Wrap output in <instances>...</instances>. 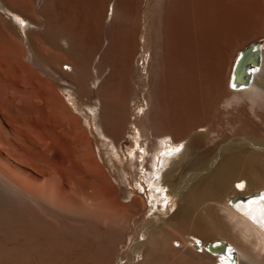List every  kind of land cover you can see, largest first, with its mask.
<instances>
[{"label":"bare ground","instance_id":"obj_1","mask_svg":"<svg viewBox=\"0 0 264 264\" xmlns=\"http://www.w3.org/2000/svg\"><path fill=\"white\" fill-rule=\"evenodd\" d=\"M256 34L264 0H0V264H112L127 239L117 264H264ZM81 123L109 157L134 125L117 173L147 199L83 159Z\"/></svg>","mask_w":264,"mask_h":264},{"label":"rangeland","instance_id":"obj_2","mask_svg":"<svg viewBox=\"0 0 264 264\" xmlns=\"http://www.w3.org/2000/svg\"><path fill=\"white\" fill-rule=\"evenodd\" d=\"M20 25H22V27H24L25 23L24 24L20 23ZM255 36H253L252 39L250 38L251 40L248 39L247 42H245V47L243 48L244 49L243 51H246V49H248L247 51H249V49H251L253 46L258 45L260 47V49L263 48L262 50L264 52V37H260L259 34H256ZM241 53H242V51L237 53L238 57H239V55H241ZM238 57L236 58L235 62L237 61ZM138 64H140L141 68L143 67V62L140 63V61H139ZM59 94L61 96H63L65 99L68 98L66 92L59 91ZM91 99H92V102H94L95 98L93 97ZM141 100H143L142 97H141ZM141 100L137 101V103L141 104ZM136 107H137V105L132 104L133 109H135ZM83 109H86V108L83 107ZM74 112L76 113V111H74ZM76 114L80 116V114L78 112ZM132 119H133V116H132ZM81 125L84 127V131H82V134L84 137H81L82 136L81 134H77L76 138H78V141H76L77 140L76 138H74V140L76 142L75 143L76 146L78 147L77 149L79 151L81 150L80 151L81 155H82V153H84L82 155L83 159L85 158V160H87V161L89 159H93L95 161V159H96L95 163L96 162H97L96 164L99 163V165H98L99 168L101 167L100 169H102V171H104L109 176V178L111 179V181H113L114 184H116V185L119 184V186L121 188L125 187L126 189H129V190H131V188H134L135 192H137V194L142 197L141 199H147L146 193H148L149 186L147 185V183L144 180H141L142 178H140L141 183H142L140 185V187H141L140 188L139 185H137L135 183L134 176L132 174H128V180H130V184H128L126 181L123 183L119 174L117 173V168L119 169L120 167L127 166V160L129 159L128 157L130 156L129 152L131 150H134V147H132V144L134 143V139H132V138L135 137L134 134L136 133L134 130V125L129 124L128 129L126 130L123 138L119 140V143L117 146V151L120 154L119 157H112V156L109 157V155L107 153L106 146H105V140L97 134V131L95 129L94 124L88 125L86 123H83V124L81 123ZM81 139L84 140V142ZM165 146H166L165 148L170 149V147L175 146V144L173 142H171V140H167L165 143ZM90 153H91V155H90ZM86 156H87V158H86ZM132 195H135V194L132 193ZM141 199H140V201H141ZM145 204L148 206V202H146ZM147 206L146 207L141 206V210L138 211V213L136 215H134L133 220L136 221V224H138L140 222V218L144 219V217H145L144 220H149L148 213H146L149 210V207L147 208ZM171 230L172 231H170V229H169L168 232L170 233L169 234L170 236L173 234L172 235L173 237L172 236L171 237H172V240H174V241L170 244H172V245L176 244V245H174V247L176 246L175 248H178L177 250L180 253L182 251H183L182 253H185V252L191 250V246H192L190 244L191 242L192 243L200 242V238L198 237V235H195L194 233H189V232L183 233L182 231H179V230L175 232L176 229H174V230L171 229ZM173 231H174V233H173ZM187 233H188V235H187ZM205 241L206 242L203 241L204 247L207 244H209V246H211V245H214L215 243H218L220 241L226 242V240L221 238L220 235H216V237L214 235H212L211 237L206 238ZM180 242H181V244H180ZM129 243H130L129 240L127 239L125 241V243L120 244L121 246L119 247V249L116 253L117 254L116 259L117 258L118 259H117V261H115L116 260L115 259L114 260L115 263L113 261L112 264H117V262H119V259H120V257H122V255H127V253H126V252H128L127 245H129ZM126 248H127V250H126ZM233 254L235 257H233L234 260L233 259L232 260H233V262H235V264H245L246 263L244 258L240 257V255L236 251L233 250ZM188 256H191V255H188ZM195 256H197V255L194 254L192 257H195ZM124 260L122 261V263L125 262Z\"/></svg>","mask_w":264,"mask_h":264},{"label":"built area","instance_id":"obj_3","mask_svg":"<svg viewBox=\"0 0 264 264\" xmlns=\"http://www.w3.org/2000/svg\"><path fill=\"white\" fill-rule=\"evenodd\" d=\"M189 243H190V242H189ZM190 244H191V245H195V244H196L195 246H196L197 250H200V248H199V244H197L196 242H194V244L191 242ZM195 246H194V247H195ZM206 246H207V245H206ZM206 246H205V247H206ZM203 249H204V248H203Z\"/></svg>","mask_w":264,"mask_h":264},{"label":"water","instance_id":"obj_4","mask_svg":"<svg viewBox=\"0 0 264 264\" xmlns=\"http://www.w3.org/2000/svg\"><path fill=\"white\" fill-rule=\"evenodd\" d=\"M248 49H246V51H247ZM241 59V58H240ZM240 59H239V61H240ZM238 61V60H237ZM208 245V244H207Z\"/></svg>","mask_w":264,"mask_h":264}]
</instances>
